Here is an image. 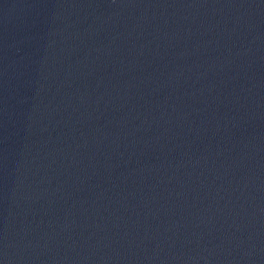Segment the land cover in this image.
<instances>
[{"label":"water","instance_id":"water-1","mask_svg":"<svg viewBox=\"0 0 264 264\" xmlns=\"http://www.w3.org/2000/svg\"><path fill=\"white\" fill-rule=\"evenodd\" d=\"M0 264H264V0H0Z\"/></svg>","mask_w":264,"mask_h":264}]
</instances>
